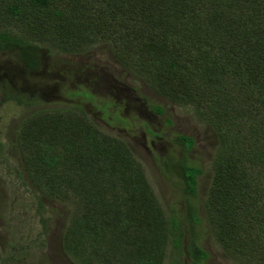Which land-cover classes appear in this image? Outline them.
I'll return each instance as SVG.
<instances>
[{
  "label": "trees",
  "instance_id": "trees-1",
  "mask_svg": "<svg viewBox=\"0 0 264 264\" xmlns=\"http://www.w3.org/2000/svg\"><path fill=\"white\" fill-rule=\"evenodd\" d=\"M94 36L131 75L213 129L205 220L231 260L264 264V146L256 145L264 139V0H0V66L30 83L17 90L10 73L0 81L2 101L32 106L48 86L37 78L44 57L85 53ZM77 93L76 105L23 119L15 141L37 191L74 194L64 252L74 260L88 252L94 264H164L170 251L171 264H204L193 201L201 168L186 158L163 162L184 202L182 214L164 209L128 148L99 132ZM103 102L107 111L113 105ZM232 119L254 139L241 157L229 139ZM175 143L184 152L194 146L183 136Z\"/></svg>",
  "mask_w": 264,
  "mask_h": 264
},
{
  "label": "rangeland",
  "instance_id": "rangeland-1",
  "mask_svg": "<svg viewBox=\"0 0 264 264\" xmlns=\"http://www.w3.org/2000/svg\"><path fill=\"white\" fill-rule=\"evenodd\" d=\"M52 56L44 57L43 69L37 75L48 86L34 92L37 99L32 106L3 102L0 90V264H94L88 252L81 253L80 260H74L62 249L64 230L75 209L68 197L73 192L69 190L57 198L37 191L15 144L23 119L36 112L76 105V97L70 96L78 91L85 112L99 132L119 138L125 144L164 209L175 208L182 214L184 202L176 178L161 171L163 162L186 158L188 164L201 168L203 174L197 178V195L193 201L202 220L195 230L196 239L208 253L204 264H239L223 253L202 209L212 178L210 163L217 149L213 129L200 122L191 108L162 98L143 80L131 75L111 47L97 36L85 53ZM2 62H6L5 57ZM10 73L15 74L13 81L17 90L29 86L19 70L9 64L0 66V81ZM83 91L90 92L92 97ZM104 100L113 104L108 111L105 108L110 104ZM150 105L161 106L164 114H157V109ZM234 121L228 127L229 139L236 156L241 157L243 148L254 139L247 138L248 131L238 132L241 127H235ZM258 126L264 129L263 125ZM178 136L192 138L194 146L184 152L175 143ZM256 145L262 148L264 139H259ZM245 165L252 172L248 163ZM63 173L68 174V168ZM263 183L264 180L259 184ZM172 257L168 251L164 264H171ZM184 264H190L189 259L185 258Z\"/></svg>",
  "mask_w": 264,
  "mask_h": 264
}]
</instances>
